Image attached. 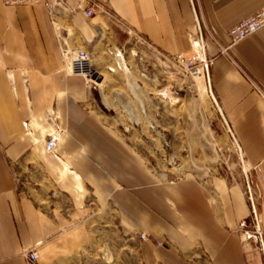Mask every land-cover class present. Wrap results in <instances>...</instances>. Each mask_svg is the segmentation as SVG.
Returning <instances> with one entry per match:
<instances>
[{"label": "crops", "instance_id": "0c3cea01", "mask_svg": "<svg viewBox=\"0 0 264 264\" xmlns=\"http://www.w3.org/2000/svg\"><path fill=\"white\" fill-rule=\"evenodd\" d=\"M90 1L99 9L88 17ZM263 7L264 0H56L51 7L0 0V264H28L24 253L34 247L39 264H68L90 244V219L101 209L164 240L139 243L145 264H263L240 229L252 221L242 183L193 169L157 173L92 108L94 85L68 73L62 54L83 48L75 46L79 37L91 46L109 17L167 57L206 46L214 56L211 90L264 187V28L228 53L218 46L231 45L229 29ZM64 18L82 23L74 42L62 36ZM49 109L65 131L53 152L45 140ZM254 199L264 229V193Z\"/></svg>", "mask_w": 264, "mask_h": 264}, {"label": "rangeland", "instance_id": "374dc122", "mask_svg": "<svg viewBox=\"0 0 264 264\" xmlns=\"http://www.w3.org/2000/svg\"><path fill=\"white\" fill-rule=\"evenodd\" d=\"M71 19L59 21L68 41L82 34V23L74 25ZM104 25L105 33L91 46L75 39V46L89 51L93 70L103 74L102 80L92 82V108L134 144L157 173L173 177L193 169L229 175L242 183L248 196H262L264 187L245 161L207 73L194 77L174 56H165L113 17L106 18ZM199 48L195 50L203 47ZM165 89L169 97L162 94ZM47 119L52 124L51 115ZM59 127L57 143L65 133ZM90 226V244L68 264H145L139 243L152 239L156 246L164 244L148 230L135 233L123 227L111 209L97 211ZM243 236L264 264V243L253 216Z\"/></svg>", "mask_w": 264, "mask_h": 264}, {"label": "built area", "instance_id": "2783aa9c", "mask_svg": "<svg viewBox=\"0 0 264 264\" xmlns=\"http://www.w3.org/2000/svg\"><path fill=\"white\" fill-rule=\"evenodd\" d=\"M6 6H15V5H30V4H38L44 2L47 6L51 7L54 5L56 0H3ZM99 6L96 2L90 1L89 6L85 10V14L88 17L93 16ZM264 28V7L259 9L258 11L254 12L250 16L240 20L237 24L232 26L229 29V34L231 36V45L229 46H222L219 45L220 51L223 53H228L229 48L246 38L247 36L257 32L258 30ZM62 54L65 58L66 65H67V72L70 74H83L88 82V84H92V82L97 83L101 79L99 73L93 70V68L88 65L91 61L90 54L83 48L72 49L68 47L62 48ZM180 65H184L187 68H190L192 71V75L194 77L205 75L207 73L209 77V69L213 64L214 56L210 54L208 48L203 46L201 51H193L191 54L188 55H180L178 57H174ZM210 80V79H209ZM258 91L261 92L259 88ZM51 115L53 130L49 133L48 137L46 138V147L49 151L53 152L57 141L59 139L60 133L62 129L57 124V115L49 109L46 113V117ZM250 194V193H249ZM249 198L252 203V216L255 219V227L256 233L262 239L264 243V229L261 224V218L259 216V210L255 204L254 197ZM247 225V221H241L240 229L245 230ZM159 245H162V242H159ZM264 245V244H263ZM264 248V246H263ZM28 264H39V251L37 247L28 249L24 253Z\"/></svg>", "mask_w": 264, "mask_h": 264}, {"label": "bare ground", "instance_id": "6f19581e", "mask_svg": "<svg viewBox=\"0 0 264 264\" xmlns=\"http://www.w3.org/2000/svg\"><path fill=\"white\" fill-rule=\"evenodd\" d=\"M162 94H163L164 96H168V97L170 96V95H169V90H168V89H165V91H164Z\"/></svg>", "mask_w": 264, "mask_h": 264}, {"label": "water", "instance_id": "95a60500", "mask_svg": "<svg viewBox=\"0 0 264 264\" xmlns=\"http://www.w3.org/2000/svg\"><path fill=\"white\" fill-rule=\"evenodd\" d=\"M99 79H101V76L99 77Z\"/></svg>", "mask_w": 264, "mask_h": 264}]
</instances>
